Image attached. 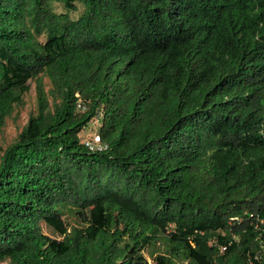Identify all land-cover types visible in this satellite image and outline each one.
<instances>
[{
  "label": "trees",
  "instance_id": "16d2710c",
  "mask_svg": "<svg viewBox=\"0 0 264 264\" xmlns=\"http://www.w3.org/2000/svg\"><path fill=\"white\" fill-rule=\"evenodd\" d=\"M31 80L0 262L264 264V0H0V129Z\"/></svg>",
  "mask_w": 264,
  "mask_h": 264
},
{
  "label": "rangeland",
  "instance_id": "374dc122",
  "mask_svg": "<svg viewBox=\"0 0 264 264\" xmlns=\"http://www.w3.org/2000/svg\"><path fill=\"white\" fill-rule=\"evenodd\" d=\"M55 8L59 12L66 11L61 4H55ZM83 9H84L83 6L81 4H78V10L71 12L70 13L71 17L75 19L78 18L83 12ZM45 80L47 82L46 88L48 89L50 87L49 81L47 78ZM24 99H25V104L17 108L12 114V116H10L7 119L6 125L0 129V156L3 154L4 150L16 139L18 134L22 131L30 115L32 113H35L37 110L36 82L34 80L30 81V90L25 94ZM100 127H101V120L99 119L91 120L84 128V130L80 133L81 139L84 140L93 137L95 134L99 133ZM63 218L68 223H74L76 221L75 216H73L71 213L65 214ZM44 231L54 237H58V235L54 233V231L49 227L44 226ZM160 248L162 249L163 245H161ZM151 249L152 247L144 251L149 262H152V258L150 256ZM0 264H9V261L8 260L3 261L0 262ZM177 264H185V263L179 261Z\"/></svg>",
  "mask_w": 264,
  "mask_h": 264
},
{
  "label": "built area",
  "instance_id": "2783aa9c",
  "mask_svg": "<svg viewBox=\"0 0 264 264\" xmlns=\"http://www.w3.org/2000/svg\"><path fill=\"white\" fill-rule=\"evenodd\" d=\"M76 97H77V100H76V110L80 113H84L88 110V103L86 100H84L80 93L77 92L76 93ZM102 114H100L101 116ZM100 116L97 118L99 119ZM83 143L88 147L89 150L91 151H103V150H106L108 148V145L102 141L101 137H100V134L97 133L95 134L93 137L91 138H88V139H84L83 140ZM261 225H264V218H260L258 220L257 223H255V226L256 228H260ZM260 245L261 247L263 248V243L262 241H260ZM226 249V246H221V250H225ZM256 259H263L264 260V252L261 250H259L255 256H254ZM249 262L252 263V258L249 257Z\"/></svg>",
  "mask_w": 264,
  "mask_h": 264
}]
</instances>
